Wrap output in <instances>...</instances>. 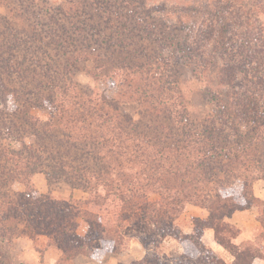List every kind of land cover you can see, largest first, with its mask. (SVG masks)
<instances>
[{
  "label": "rangeland",
  "instance_id": "374dc122",
  "mask_svg": "<svg viewBox=\"0 0 264 264\" xmlns=\"http://www.w3.org/2000/svg\"><path fill=\"white\" fill-rule=\"evenodd\" d=\"M82 104L99 117L90 118ZM0 111V152L46 146L67 154L68 164L98 173L95 180L88 175L90 183H101L84 200L101 201L114 190L103 185L108 171L114 179L125 176L139 199L122 234L140 237L150 249L146 264H170L161 255V237L169 229H155L140 215L142 208L168 206L172 228L186 235L206 221L187 220L194 194L211 189L194 181L201 170L214 168L215 187L236 181L225 179V168L233 177L235 169L242 172L243 182L253 180L252 188L257 181L255 161L219 150L244 145L263 160L264 145L253 136L264 120V0H0ZM44 164L37 168L49 172ZM67 178L51 173L48 184L43 173L30 176L36 195L27 203L62 200L71 190ZM25 184L11 183L9 194L26 195ZM181 192L190 198L173 203ZM247 211L241 226L252 239L240 246L254 244L264 253L261 208ZM92 231L88 236L96 235ZM48 242L16 233L0 245V264H42ZM259 255L255 259L264 260ZM61 258L56 264H72Z\"/></svg>",
  "mask_w": 264,
  "mask_h": 264
},
{
  "label": "trees",
  "instance_id": "16d2710c",
  "mask_svg": "<svg viewBox=\"0 0 264 264\" xmlns=\"http://www.w3.org/2000/svg\"><path fill=\"white\" fill-rule=\"evenodd\" d=\"M212 12L214 11L212 10ZM4 97H6V91H4L1 98L4 99ZM86 106L87 104H82L81 107L82 109L85 108V112L90 118L91 114L99 117L98 110H91L90 107ZM253 111L256 112L255 106H253ZM0 112L5 116L3 111ZM2 118L3 120L5 119V117ZM87 124L90 125L92 122H88ZM256 129L258 130V126ZM253 137L258 141L259 145H264V120L260 124L259 135L257 134ZM0 139L3 140L2 137ZM222 152L227 157L236 152L241 158L250 159L251 162L255 161V170L258 174L256 179L264 180V156L263 160L260 161L257 157L259 152L256 153L257 151L248 150L244 145H240L237 151H233L232 149L226 150L221 147L219 153ZM0 153V187L6 188V192L0 194V245L4 242H10L16 233L18 235H26L32 239H38V237L42 236L49 239L47 246H55L62 253V256H66V260H71L76 255L93 251L90 246L91 243L99 242L115 253L121 249V243L123 244L122 231L125 228L122 222H126V219H128L127 213L129 216L138 205L133 200L139 199L136 195L139 189L134 188L132 190L130 183L128 184L125 180L127 179L125 176L119 175L117 179H114L109 177L111 171H108L106 175L108 181L106 184L103 183V185L108 188L113 187L114 190L109 189L101 201L95 200L94 197V199L82 202L72 199L67 201L46 199L43 202L35 204L27 203V199H31L32 194H35L28 184V179L32 175L43 173L48 179V184L51 183L49 179L51 173H53V177L56 180L68 177L67 181L71 189L80 190L91 196V190L100 185L101 182L96 181V183L92 184L90 183V178L92 177L95 180L96 176L94 177V174L98 175V173L88 166H73L71 163L68 164L64 160L67 154L60 152L52 153L46 146H24L21 153H15L14 151L11 153L10 150L3 148ZM229 161L227 165L231 168ZM43 163H45L44 166L49 169V172L44 171L42 168H37L41 165L43 166ZM8 164L10 166L7 169ZM240 164H242V170L247 171L246 163L243 160ZM201 165V169H203L204 165ZM227 165L226 167H228ZM153 166L156 167L157 165ZM189 167L188 165L185 166L183 168L184 172L189 173ZM208 168L210 173L209 171L201 170L200 173L203 176L194 181L197 184H203L205 188L211 187V189L206 190L202 196H200L201 193L194 194L195 199L192 204L209 209L212 212V216L205 222L197 221L193 226L194 230L191 235L179 234L172 228L173 217L169 213L171 210L165 208L168 206H162L154 211H148V206L147 209L143 210L142 208L140 210V215L147 216L155 229L161 230L163 226L169 229L167 233H163L161 238L170 237L180 243L184 249L182 258L185 264H224L221 259L202 244L201 235L206 228L213 229L216 242L230 253L233 258L231 264H252L253 260L258 257V254H262L259 256L264 258V253L260 249L256 250L254 244L245 246L235 245L232 240L239 235L240 230L227 221L235 211L259 206L262 211L261 217H263L262 220L260 218L259 223L264 229V201L254 197L252 193L253 180L243 182L242 172L238 171V169H235V174H233L235 176L233 177L228 174L230 171L227 168L223 170V167H221L226 180L234 179L236 181L233 183L231 181V187L229 188L224 184L220 185V183L217 185L218 187H215L213 186L215 181L213 179L214 176L211 174L214 168L209 166ZM104 171L106 172L107 170ZM172 175H177L175 170H173ZM69 176H73V178ZM17 180H22L26 183L25 185L28 189L26 195L18 192L9 194V185ZM199 180H202L203 183ZM239 183L241 187L238 186ZM234 184L237 185L235 186V190L232 187ZM169 187H173L174 189L176 185ZM219 189L221 191L229 189L231 193L228 195L222 194ZM157 195L162 199L160 192H157ZM180 195L179 199L172 198L171 201L179 204L183 199L190 198L187 192H181ZM16 198H18L19 202L15 201ZM197 200H200V204H198ZM144 201L145 203L148 202V200ZM22 202L26 203L22 205ZM187 203L191 204L190 200ZM142 206L143 202L141 203ZM123 216H126V218L124 219ZM81 219L86 221L90 226L89 230H93L92 232L96 233L95 237L90 235L86 239H83L77 235V223ZM104 222L108 223V226ZM260 248L261 250L264 249L263 246ZM60 261H62V258Z\"/></svg>",
  "mask_w": 264,
  "mask_h": 264
},
{
  "label": "crops",
  "instance_id": "0c3cea01",
  "mask_svg": "<svg viewBox=\"0 0 264 264\" xmlns=\"http://www.w3.org/2000/svg\"><path fill=\"white\" fill-rule=\"evenodd\" d=\"M40 179L43 182V185L45 184V188H46L47 180L44 177L43 179L42 178ZM76 191H77L76 189H71L66 193V196H62V200L87 199L86 193L80 191L82 192L81 195L76 196L75 194ZM41 192L46 194L49 192V189H47V192L44 191ZM252 193L255 198L264 201V180H257L256 182H254ZM190 206H191L189 208L190 214L187 217L188 221L189 220L192 221L194 219H200L202 221H205L210 217L209 209L201 208L195 205H190ZM247 210L236 211L227 220L230 224H232L233 226H235L240 230L239 235L232 240L233 243L237 246H240L244 242L251 241L252 239V232L250 233V231L249 232L244 231L243 226H241L247 220L245 217V215L248 212ZM89 231H90L89 225L87 224V222L82 219L79 220L76 228L77 235L83 239H86L89 234ZM183 232L186 235H191L193 233V227L192 228L189 227L187 228V230H184ZM122 237H123L122 248L116 253L110 251V249H108L105 245H102L101 243L97 242L92 244V246L90 245L93 251L76 255L73 259L70 260V263L72 264H146V260L148 257V253L150 252V249H148L143 244L141 238L133 234H128L127 232L125 235L122 234ZM201 242L206 248L210 249L215 255H217L219 259H221L224 262V264H231L233 262V258L230 255V253L216 242L213 229L211 228L205 229V231L201 235ZM161 249L163 250V253L161 254L162 257L166 256L167 258L166 260H168L170 264H175V261H178L184 255V249L182 248L180 243L173 238L162 239ZM174 256L178 260H174ZM61 257H62V253L57 248L48 247L43 253L42 264H56L60 261ZM252 264H264V260L254 259Z\"/></svg>",
  "mask_w": 264,
  "mask_h": 264
}]
</instances>
